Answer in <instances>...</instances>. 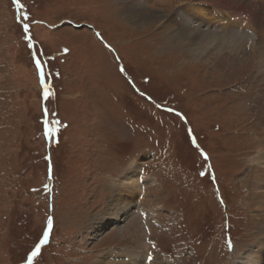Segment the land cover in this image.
Returning a JSON list of instances; mask_svg holds the SVG:
<instances>
[{
    "label": "rangeland",
    "instance_id": "rangeland-1",
    "mask_svg": "<svg viewBox=\"0 0 264 264\" xmlns=\"http://www.w3.org/2000/svg\"><path fill=\"white\" fill-rule=\"evenodd\" d=\"M115 7L0 0V264L264 256V164L251 159L264 148V67L254 48L164 47L163 26L137 29ZM140 157L144 202L95 231Z\"/></svg>",
    "mask_w": 264,
    "mask_h": 264
},
{
    "label": "bare ground",
    "instance_id": "bare-ground-1",
    "mask_svg": "<svg viewBox=\"0 0 264 264\" xmlns=\"http://www.w3.org/2000/svg\"><path fill=\"white\" fill-rule=\"evenodd\" d=\"M114 3L116 7L113 12L118 19L129 22L137 29H146L153 25L159 28L163 26L167 32L163 39L165 41L162 42L164 47L180 44L190 52L207 51L209 48L239 51L248 44L256 52L258 66L264 67L262 0H114ZM156 5L168 6V9L166 11L164 8H157ZM141 159L140 157L133 160L124 174L116 179L114 185L117 188L119 186L116 197L114 196L115 198L108 203L102 221L104 224L98 222L94 226L95 231L97 229L101 231L103 226L120 221V218L132 212V208L144 202L145 193L141 186L149 179L142 176ZM251 159L253 165L262 166L264 148L261 147ZM250 172L253 174L252 168ZM140 209L143 211V208ZM111 255L109 259L106 255L100 256L95 264H102L104 260H109L106 261L107 264H114L110 259H121L122 264H144L150 259L142 253L123 258ZM235 264H264V256L259 248L257 251L245 253L243 260Z\"/></svg>",
    "mask_w": 264,
    "mask_h": 264
},
{
    "label": "snow or ice",
    "instance_id": "snow-or-ice-1",
    "mask_svg": "<svg viewBox=\"0 0 264 264\" xmlns=\"http://www.w3.org/2000/svg\"><path fill=\"white\" fill-rule=\"evenodd\" d=\"M16 3L18 4V3H19V0H16ZM28 19H29V17H28L27 15H24V16H23V20H24V21H27ZM22 29H23L25 32L29 31V29H30V25H29V23H27V22L23 23V24H22ZM97 36H100V34L97 33ZM28 39H30V37H29ZM105 46L108 47V48L111 50V45L106 44ZM29 47H31V45H29ZM64 51L67 52L68 49H64ZM31 59L34 61V64H35L36 68H37L38 71L40 72L41 84L44 85L43 95H44V96H48V95H49V91H48V86H47V84L45 83L46 76H45V73H44V71H43V64H42V61L39 59V50H37V52H35V53L32 54ZM119 71L123 73V72L126 71V69L123 68V67H120ZM57 75H58V73H57ZM169 111H174V109H169ZM178 115H182V114H179V113H178ZM46 123H47V122H46ZM57 123H59V121H57ZM53 131H55V129L50 128V127H49V128H46V132H47V134H49V135H51V133H52ZM49 223H50V226H51V220H50ZM48 235H49L48 232L45 231L44 234H43L42 239L39 241V243H37V244L35 245L34 249H33L32 252L29 254V256H28V260H29V261H31L34 257H36V256L39 254L40 249H41V245L45 244V243L48 241Z\"/></svg>",
    "mask_w": 264,
    "mask_h": 264
}]
</instances>
